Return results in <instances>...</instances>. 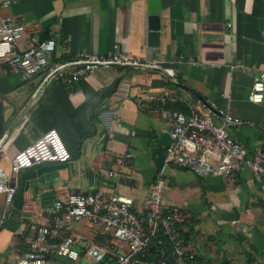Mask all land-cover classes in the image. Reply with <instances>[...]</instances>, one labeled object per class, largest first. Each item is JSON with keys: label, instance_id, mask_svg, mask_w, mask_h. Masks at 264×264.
<instances>
[{"label": "crops", "instance_id": "0c3cea01", "mask_svg": "<svg viewBox=\"0 0 264 264\" xmlns=\"http://www.w3.org/2000/svg\"><path fill=\"white\" fill-rule=\"evenodd\" d=\"M4 16L25 24L35 37L47 32L56 40V60L122 51L157 67L99 68L69 87L45 82V72L23 80L0 59L3 166L8 169L13 155L49 128L71 154L64 163L21 170L10 203L0 194V212L7 210L0 264H11L28 249L41 221L34 211L47 215L55 200L71 192L124 194L141 208L170 142V124L159 116L167 103L189 110L197 98L214 101L240 120L227 127L232 138L250 153L264 143V98L248 100L264 65V0H12L0 6V21ZM29 45L24 34L16 50ZM121 83L128 87L117 97ZM103 114L110 116L108 126ZM108 171L116 176L108 178ZM164 178L163 203L187 216L182 227L196 264H264V180L254 181L247 170L222 179L173 166ZM247 252L257 262L249 263Z\"/></svg>", "mask_w": 264, "mask_h": 264}, {"label": "built area", "instance_id": "2783aa9c", "mask_svg": "<svg viewBox=\"0 0 264 264\" xmlns=\"http://www.w3.org/2000/svg\"><path fill=\"white\" fill-rule=\"evenodd\" d=\"M11 2L2 0L0 6H9ZM29 30L10 16L1 18L0 46L5 48L0 47V59L23 80L45 72V82L53 79L71 87L99 68L157 67L144 56L122 51L109 55L78 53L69 59L56 60L53 58L56 40L35 37ZM24 34L30 45L16 50ZM127 87L126 83H121L115 95H125ZM72 94L71 90L69 95ZM143 97L156 98L153 94ZM263 98L264 65L253 80L248 100L259 103ZM159 116L170 124L166 131L170 142L142 207H136L133 198L124 194L71 192L55 200L47 215L34 211L41 221L34 229L28 249L15 256L11 264H53L56 260H59L56 264H187L194 251L184 236L183 212L163 203L166 168L173 166L199 177L213 175L222 179H230L235 171L247 170L254 181L261 182L264 180V143L250 153L243 143L232 138L227 127L240 120L227 110L217 109L214 101L197 98L187 112L163 106ZM215 117L219 118V124L214 122ZM101 119L108 126L109 114H103ZM6 154L7 146L0 137V194L6 204L14 198L21 170L71 159L55 128L47 129L17 151L10 159L8 169L2 164ZM107 176L115 177L116 173L108 171ZM6 212V209L0 212V228L6 221ZM80 221L100 228L101 231L95 233L101 234L102 240H97L96 235L87 239L77 233L74 224ZM156 245L159 248L154 251Z\"/></svg>", "mask_w": 264, "mask_h": 264}, {"label": "trees", "instance_id": "16d2710c", "mask_svg": "<svg viewBox=\"0 0 264 264\" xmlns=\"http://www.w3.org/2000/svg\"><path fill=\"white\" fill-rule=\"evenodd\" d=\"M48 37H50L49 36V34L47 33V32H44V34L40 37V38H48ZM181 104V103H180ZM178 102H176V103H173L172 105L171 104H166V106L165 107H167V108H172V109H177V110H181V111H184V112H187L188 110H187V108L182 104V105H180ZM187 223H188V218H187V216L185 215V219H183L182 221H181V225L183 226H185V225H187ZM184 236H185V239L186 240H188L189 238H188V231L186 230L185 232H184ZM188 238V239H187ZM96 239L97 240H102V235L101 234H98V235H96ZM153 246V245H152ZM159 248V246L158 245H156L155 247H154V251H155V249L156 248ZM247 257L249 258L248 259V262L249 263H255V262H257V258L255 257V256H253V255H251L250 253H248L247 252ZM196 262H198V257L197 256H191L188 260H187V264H196ZM257 264H262V263H259V262H257Z\"/></svg>", "mask_w": 264, "mask_h": 264}, {"label": "rangeland", "instance_id": "374dc122", "mask_svg": "<svg viewBox=\"0 0 264 264\" xmlns=\"http://www.w3.org/2000/svg\"><path fill=\"white\" fill-rule=\"evenodd\" d=\"M75 225V227H76V232L77 233H80V232H84V233H87V234H90V232H95V231H97V232H100L101 231V229L100 228H98V227H95V226H93V225H90V224H88L87 222H85V221H80V222H77V223H75L74 224ZM253 254H255L256 253V249L255 248H253V249H251L250 250Z\"/></svg>", "mask_w": 264, "mask_h": 264}, {"label": "water", "instance_id": "95a60500", "mask_svg": "<svg viewBox=\"0 0 264 264\" xmlns=\"http://www.w3.org/2000/svg\"><path fill=\"white\" fill-rule=\"evenodd\" d=\"M5 127H6V124H5L4 118L2 116V112L0 110V137L3 134ZM84 193L87 194L88 192H84Z\"/></svg>", "mask_w": 264, "mask_h": 264}]
</instances>
